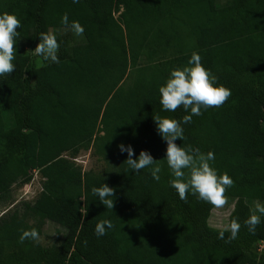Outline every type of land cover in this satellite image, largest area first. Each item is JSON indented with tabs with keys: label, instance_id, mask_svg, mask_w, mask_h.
Segmentation results:
<instances>
[{
	"label": "trees",
	"instance_id": "obj_1",
	"mask_svg": "<svg viewBox=\"0 0 264 264\" xmlns=\"http://www.w3.org/2000/svg\"><path fill=\"white\" fill-rule=\"evenodd\" d=\"M0 12L20 20L15 68L0 78V204L35 170L43 178L32 202L0 216V264H264V217L254 232L244 224L248 200L264 203V0H0ZM64 13L83 26L81 39L60 44L58 64L32 56L39 33L64 28ZM193 51L231 95L193 115L176 143L211 150L218 174L232 178L224 194L235 197L229 221L241 224L234 240L217 238L214 206L170 187L153 120L185 114L162 112L158 88ZM120 142L133 158L150 152L160 180L148 168L126 171ZM82 150L103 170L70 158ZM102 182L113 209L90 191ZM104 218L113 227L97 237ZM47 220L67 229L59 244L19 241Z\"/></svg>",
	"mask_w": 264,
	"mask_h": 264
},
{
	"label": "clouds",
	"instance_id": "obj_2",
	"mask_svg": "<svg viewBox=\"0 0 264 264\" xmlns=\"http://www.w3.org/2000/svg\"><path fill=\"white\" fill-rule=\"evenodd\" d=\"M76 2L77 0H73V3ZM60 24L75 35L83 33V26L77 20L69 21L67 13L61 15ZM18 27L20 20L16 13L0 12V78L15 68V45L20 36ZM38 38V43L31 49V55L40 57L45 62L58 64L60 44L57 33L41 32ZM158 92L162 112H175L177 108H181L185 113L179 120L159 114L153 115L156 131L166 143L164 158L172 177L169 181L170 187L175 189L181 200H184L188 193L216 208L223 207L226 203L224 193L226 188L233 184L232 178L226 172L218 174L213 166L215 157L211 150L201 152L190 145L177 144L176 141H182L184 138L183 124L190 123L193 115L199 116L202 108L219 107L231 95V89L216 83V77L202 64L200 55L193 51L183 66L170 70ZM117 148L121 153H127L124 160L126 171L135 173L148 168L152 179L160 180L161 166L156 163L150 152L142 149L133 158L131 144L120 142ZM90 191L106 209H113V187L102 182L99 186H93ZM261 217H264V203L255 201L254 210H250V215L244 220L248 231H255L256 226L261 223ZM112 227L111 220L104 218L95 224L94 235L103 236L106 234V228ZM240 227L241 224L236 219H231L218 230L217 238L224 240L227 232V239L234 240ZM25 239L38 243L37 230H21L19 241L23 243Z\"/></svg>",
	"mask_w": 264,
	"mask_h": 264
},
{
	"label": "rangeland",
	"instance_id": "obj_3",
	"mask_svg": "<svg viewBox=\"0 0 264 264\" xmlns=\"http://www.w3.org/2000/svg\"><path fill=\"white\" fill-rule=\"evenodd\" d=\"M49 31L57 33L58 43L62 46L71 45L81 39V35H75L65 28H50ZM25 49L26 53H28V48ZM66 156H68V154H66ZM70 158L79 164L83 170L93 169L95 171H102L105 166L103 160L94 155L92 150H82L75 157ZM42 179L41 174L35 170L29 182L23 185H13L12 199L6 203L0 204V216L10 213L17 206L20 207L23 201L32 202L42 190ZM224 196L226 199L225 205L220 208L213 207L209 217V224L217 228H222L229 222V214L235 203V197L228 194H224ZM255 201L260 200H248V204L252 210H254ZM260 202L263 203L262 201ZM66 232L67 229L65 227L54 221L47 220L39 235V242L44 246L59 244Z\"/></svg>",
	"mask_w": 264,
	"mask_h": 264
}]
</instances>
